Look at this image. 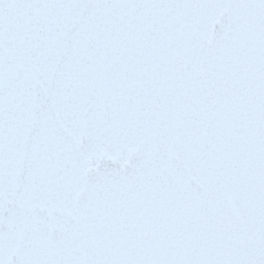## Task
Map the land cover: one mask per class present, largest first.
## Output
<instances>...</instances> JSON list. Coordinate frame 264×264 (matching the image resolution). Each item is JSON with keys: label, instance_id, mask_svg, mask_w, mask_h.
Instances as JSON below:
<instances>
[{"label": "snow or ice", "instance_id": "obj_1", "mask_svg": "<svg viewBox=\"0 0 264 264\" xmlns=\"http://www.w3.org/2000/svg\"><path fill=\"white\" fill-rule=\"evenodd\" d=\"M0 264H264V0H0Z\"/></svg>", "mask_w": 264, "mask_h": 264}]
</instances>
